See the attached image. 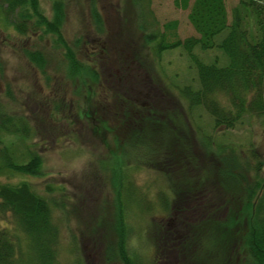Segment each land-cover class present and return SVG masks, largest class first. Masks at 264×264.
I'll use <instances>...</instances> for the list:
<instances>
[{"label": "rangeland", "instance_id": "obj_1", "mask_svg": "<svg viewBox=\"0 0 264 264\" xmlns=\"http://www.w3.org/2000/svg\"><path fill=\"white\" fill-rule=\"evenodd\" d=\"M92 1H67L63 30L68 42L79 43L78 60L96 69L98 80L96 84L91 82L95 97L91 98L89 110L97 109L98 104L93 103L98 100L110 102L113 89L128 91L134 97L137 83H141L145 87L139 88L140 92L149 96L141 95L139 102L178 106L182 112L183 122L189 129L188 140L195 143L199 158L195 172L187 166L189 178L200 177L207 182L206 189L214 187L216 190L220 178L215 166L221 165L214 155L202 149L205 137H211L215 148H236L242 154L238 172L244 176V183H254L258 167L263 169L258 178L264 180V112L244 116L233 129L215 130L212 118L203 108L190 109L179 97V89L185 86L196 89L199 85L196 67L183 48L166 50L158 58L159 40L152 35L162 34L165 24L177 21V37L182 41L198 37L188 20L189 10L177 7L175 0H150L143 8L134 0H94L93 5L103 19L100 30L91 14ZM239 3L240 0H226L230 22ZM41 5L51 17L50 2L42 0ZM10 21L12 24L6 25L0 20V115L18 123L21 119L20 123L29 130V137L21 139V136L0 131L3 141L0 153L7 145L9 153L20 163L29 159L26 151H33L40 155L42 169L39 176L6 169L0 174V182L9 185L28 182L50 203L53 221L58 227L57 255L61 264H123L117 258L105 261L103 254L105 243H116V228L122 222L130 227L129 254L144 264H155L154 233L169 220L160 207V197L164 195L171 204L177 202L175 192L181 191V181L174 178L173 169L167 171L174 188L173 199L169 190L171 184L160 171L146 164L128 167L126 173L133 180L135 198L143 202L125 203L123 198L125 212L124 218L121 217L119 201L122 197H118L121 188L110 170L103 168L106 162L124 157L112 155L120 154L122 148L115 142L123 140L120 133L114 131L119 123L110 120L109 112H98L100 117L96 114L93 121L78 115L84 107L85 95L67 82L56 57H52L47 68V80L26 56L28 51L50 53L51 38L40 34L22 36L15 30L13 19ZM227 32L228 29L215 37L217 46L213 49L199 53L196 50L203 63L228 65L227 55L218 47ZM172 38L169 36V41ZM137 76L141 78L134 83ZM48 100L51 102L47 104ZM99 120L105 121V128ZM168 125L179 132L174 123ZM196 142H200L199 145ZM126 163L129 164V160ZM148 205L152 210H147ZM0 228L17 234L23 244L26 242L24 234L14 230V220L9 213H0Z\"/></svg>", "mask_w": 264, "mask_h": 264}, {"label": "trees", "instance_id": "obj_2", "mask_svg": "<svg viewBox=\"0 0 264 264\" xmlns=\"http://www.w3.org/2000/svg\"><path fill=\"white\" fill-rule=\"evenodd\" d=\"M46 1L51 4V17L45 14L42 0H0V20L10 25L13 19L15 30L22 36L40 34L51 38V54L28 51L26 56L47 80V68L52 57H56L67 82L85 95L84 107L78 115L93 121L96 114L100 117L99 113L109 112L110 120L119 123L114 131L119 132L123 140L115 142L123 149L120 148V154L112 155L114 158L116 155L124 157L103 163V168L110 170L121 188L119 215L124 218V202H143L135 198L133 180L126 173L128 167L146 164L157 169L171 184L169 190L172 195L174 188L167 171L173 169L174 178L181 181V191L175 192L177 202L171 204L172 201H167L164 195L160 197V207L169 220L162 224L160 231L154 229V263L264 264V180L258 178L263 169L258 167L255 170L257 176L253 184L244 183V176L238 172L242 154L236 148H215L211 137H205L202 149L214 155L215 161L221 165L215 166L220 180L215 190L214 187L206 189L207 182L200 177L196 180L189 178L186 168L188 166L195 172L199 158L195 143L188 140L189 129L183 122L182 112L178 106L171 108L139 102L141 95L149 96L140 92L139 88L145 87L141 83H137L135 98L128 91L113 89L110 102L98 100L93 103L98 104L97 109L89 110L91 98L95 97L91 82L96 84L98 76L92 64L78 60L79 43H70L64 36L65 9L69 0ZM135 1L143 8L150 0ZM93 2L91 14L101 30L103 19ZM175 5L189 10L188 20L198 37L179 39L177 21L165 24V31L158 37L152 36L159 40L158 58L166 50L182 47L196 67L199 85L196 89L192 86L179 89V97L188 103L190 109L203 108L212 118L215 130L233 129L248 114L262 115L264 0H240L231 22L226 0H175ZM227 29L218 47L227 55L228 65L220 67L216 63H203L196 50L199 53L213 49L217 46L215 37ZM169 36L174 39L169 41ZM140 78L137 76L134 83ZM50 102L48 100L47 104ZM0 117L1 132L21 136V139L29 137V130L20 123L21 119L18 123L11 117L2 114ZM170 122L174 123L178 133L170 128ZM100 123L105 128V121ZM166 135L170 137L166 138ZM0 142L3 143L1 138ZM199 143L196 142L197 145ZM26 154L29 159L19 163L9 153V146H4L0 153V174L8 169L22 175L39 176L42 169L40 155L33 151H26ZM128 160L129 164L126 163ZM147 210H152V206L148 205ZM0 213H9L14 220V230L26 238L23 244L17 234L0 228V264H61L57 255L58 227L53 221L51 205L28 182L18 185L0 182ZM116 233V243H105V261L117 258L123 264H144L129 254L130 227L124 222L119 223Z\"/></svg>", "mask_w": 264, "mask_h": 264}]
</instances>
